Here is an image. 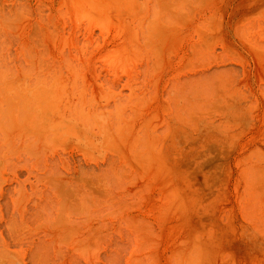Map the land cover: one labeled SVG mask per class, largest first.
<instances>
[{"label":"rangeland","instance_id":"rangeland-1","mask_svg":"<svg viewBox=\"0 0 264 264\" xmlns=\"http://www.w3.org/2000/svg\"><path fill=\"white\" fill-rule=\"evenodd\" d=\"M0 264H264V0H0Z\"/></svg>","mask_w":264,"mask_h":264}]
</instances>
